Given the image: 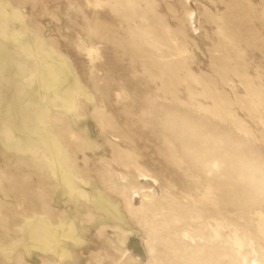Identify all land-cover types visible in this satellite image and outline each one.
I'll return each mask as SVG.
<instances>
[{"label": "rangeland", "instance_id": "obj_1", "mask_svg": "<svg viewBox=\"0 0 264 264\" xmlns=\"http://www.w3.org/2000/svg\"><path fill=\"white\" fill-rule=\"evenodd\" d=\"M3 2L21 13L0 15V56L10 59L0 112L31 92L37 102L27 119L34 141L0 122V264H206L217 253L215 264H264V183L255 182L264 175V0ZM47 53L94 97L79 94L73 135L53 120ZM52 123L67 136L81 188L100 190L123 220L59 198L37 134ZM136 189L160 207H130ZM41 216L76 220L83 233L70 255L34 241L30 224Z\"/></svg>", "mask_w": 264, "mask_h": 264}, {"label": "bare ground", "instance_id": "obj_2", "mask_svg": "<svg viewBox=\"0 0 264 264\" xmlns=\"http://www.w3.org/2000/svg\"><path fill=\"white\" fill-rule=\"evenodd\" d=\"M1 7L2 8H0V15L2 16L1 17L2 19H6V18L11 19V18H13V16L15 14L19 15L20 11L18 9L16 10L15 8H12L11 9L12 11H9L8 10L9 5L6 2H3ZM17 11H19V12H17ZM11 12H12V14H11ZM20 18H22L21 15H20ZM192 20L194 23L195 30L198 29V24H197L198 16L196 13L192 14ZM0 22H1V19H0ZM0 32L4 36L7 35V31L4 27H0ZM20 35L21 34L19 32H16L14 34L15 39L18 40L19 39L18 37ZM21 47L25 51H27L29 53V55H33V51L31 52L30 50H28L26 46L22 45ZM60 57L55 56L51 53H47L46 67L48 70V77H49L48 78L49 87H47V89L51 93L49 101L51 102L52 106L59 109V112H57L53 116V120L56 119L55 121H58L60 124H62V122L66 123L67 126H69L68 129H66L68 131V134L70 133L71 135H73V133L76 129L78 131H82V128H81L82 121L81 120L80 121H75V120L72 121V119L69 115V113H72L75 116H78V117L80 116V112H79L80 109H78L79 94H83V96L89 101H93L94 97L91 93H88L87 91L83 90L81 84L76 79V77L72 74L67 63L64 60H62ZM34 80L35 79L32 78L31 81L33 82ZM33 95H34V93L31 92L28 95L29 99L26 101V108L28 107L27 111L29 113L36 106V102H37L34 99ZM45 116H48V108L45 109ZM59 116H61V117H59ZM9 117H11V118H9ZM9 117L8 116L7 117H0V122L2 123V125H4L3 129L5 130V132L7 133L8 136L13 131V129L8 124H10L9 122L15 121V126L18 129V131H20V134H21V143L27 144L30 141L35 140L31 135H29V128L30 127H29L28 120H27L29 118L28 116H24L23 118H21L20 113H18L16 116L15 115H13V116L9 115ZM57 128H59V127H56V125L54 123H52V125L47 126L46 129H44L42 131H38L37 134H38L41 142L44 144L45 148L48 150V153L50 154V157H47L45 161H47V163L50 166V169L52 171V177L54 179V183H55L56 187H59V191H58L59 198L66 195L71 200H73L76 203V205L79 204L78 199H77V198H79L80 200L84 201L86 204H89L92 207H95L97 209L98 208L104 209V211L110 217L116 219L117 221L123 220V217H122L119 209L100 190L94 189V190H92L91 193H88L85 189L81 188L80 182L87 183V181L85 179H83L78 173H74V166H75L74 162L75 161H72L71 152L68 148L67 136L66 137L62 136L61 135L62 133H59ZM226 157L225 158L223 157V158L225 160H227ZM230 159H232V158H230ZM227 161L230 163L229 160H227ZM236 164H238V167L241 166V164L239 165V163H235V165ZM256 165H258V164H256ZM252 168L249 170L248 167L246 166V169H248L247 170L248 172L251 171ZM255 168L257 169L259 167L257 166V167H254V169ZM260 169H262V168H259V170L258 169L257 170L261 171ZM247 171L244 170V172H247ZM251 174H253V172L250 173L249 175H251ZM261 174L262 173H260V175ZM240 177H243V176H240ZM252 177H249L251 179L250 182H248L250 187L254 184V182H253V184L251 183ZM263 177H264V175H263ZM261 179L256 178L255 182H258L260 180L259 182L264 183V181ZM142 181H146L149 184H151L152 186L153 185L156 186L158 184V180L156 178H153V177L142 178ZM254 186L256 187L257 184ZM260 187L262 189H264V184L260 185ZM257 188H258V186H257ZM259 190H260V188H259ZM157 191H159V190L157 189ZM153 202L154 201L150 202L149 199H147V198L143 199L141 192L138 189H136L132 193V197L130 199L129 205L131 207V205L134 204V206L136 207L135 209H137V210L143 208L142 206L139 207L140 205L147 206L148 208L151 207L150 210H153L151 205H153V207H155L154 209L160 207V205H157L158 207L154 206L155 203L153 204ZM129 205L127 202V206H129ZM30 229L33 232L34 241L35 242L41 241L44 243V245L46 247L53 248L54 254L60 259L70 255L69 248L71 246H73V244H78L81 242V235L83 233L81 231V228L79 227V225L76 223V220L73 217H68V216L62 220H59L58 222H55V223L53 222V220L48 219L45 216L38 217L35 222H32L30 224ZM35 246H37V245L32 244L30 246V248L35 247ZM250 249H251L252 254L258 255V252H257V249H256L254 242H251V248ZM218 250H217V252H219ZM188 251L192 252L191 250H188ZM188 251H187V253H188ZM210 251L211 250H207V252H210ZM213 251L214 250L212 249L211 252H213ZM184 252H185V250H183V253ZM187 253L185 252V254H187ZM244 253L246 254L247 252H244ZM226 254H229V253H226ZM206 255L210 256L208 254H206ZM219 255L220 254L217 253V256H219ZM188 256H189V254H188ZM217 256H216V254H214L213 257L217 259ZM230 256H232V255H230ZM178 257L180 258L181 256L178 255ZM197 257H199V256H196L195 260L200 259ZM213 257H209V258L211 259ZM218 258H220V257H218ZM238 259H240V258H238ZM203 260H205V258H203ZM206 260H207V258H206ZM209 260H207V261H209ZM211 260L209 261V263L207 261L205 263L206 264L207 263L208 264H215L216 262L220 261L218 259L215 262H211ZM230 260H231V258H230ZM199 261L201 262V260H199ZM238 261L239 260H236V262H238ZM192 262H190V263H192ZM197 263L200 264L198 261H197ZM201 264H204V262H201ZM237 264H240V261ZM250 264H259V262L257 260L252 259L250 261Z\"/></svg>", "mask_w": 264, "mask_h": 264}, {"label": "crops", "instance_id": "obj_3", "mask_svg": "<svg viewBox=\"0 0 264 264\" xmlns=\"http://www.w3.org/2000/svg\"><path fill=\"white\" fill-rule=\"evenodd\" d=\"M10 63V59L9 57H7L6 55H1L0 56V78L2 76V67L8 65ZM29 99V97H27L25 99V101H22L21 105H16L15 107H11V110L10 112L9 111H1L0 112V117H9V115H17L18 113H20V117L23 118L24 116H28L29 115V112L27 111L28 110V107L26 108V101ZM2 110V108H1ZM11 118V117H9ZM10 124V127L14 130V129H17L16 126H15V121L14 122H9ZM18 130V129H17Z\"/></svg>", "mask_w": 264, "mask_h": 264}]
</instances>
